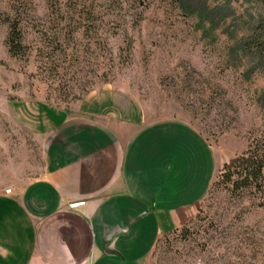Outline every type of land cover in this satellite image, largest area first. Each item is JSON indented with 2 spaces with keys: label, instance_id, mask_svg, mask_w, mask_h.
<instances>
[{
  "label": "rangeland",
  "instance_id": "rangeland-1",
  "mask_svg": "<svg viewBox=\"0 0 264 264\" xmlns=\"http://www.w3.org/2000/svg\"><path fill=\"white\" fill-rule=\"evenodd\" d=\"M71 1L54 13L50 0H0V13L20 19L25 48L11 56L0 23V169L38 179V112L80 115L92 97L145 122L186 123L211 147L216 172L194 219L158 240L150 264H264V199L212 188L264 133V6L80 0L91 8L74 12Z\"/></svg>",
  "mask_w": 264,
  "mask_h": 264
},
{
  "label": "crops",
  "instance_id": "crops-1",
  "mask_svg": "<svg viewBox=\"0 0 264 264\" xmlns=\"http://www.w3.org/2000/svg\"><path fill=\"white\" fill-rule=\"evenodd\" d=\"M80 109L38 112V179L0 169V264H150L158 240L196 216L216 172L196 130L110 99Z\"/></svg>",
  "mask_w": 264,
  "mask_h": 264
},
{
  "label": "trees",
  "instance_id": "trees-1",
  "mask_svg": "<svg viewBox=\"0 0 264 264\" xmlns=\"http://www.w3.org/2000/svg\"><path fill=\"white\" fill-rule=\"evenodd\" d=\"M177 1L179 0H171L173 3ZM256 1L264 6V0ZM71 2L74 3L72 5L74 12L80 8H91L80 0ZM50 7L54 13H59L61 3H59V0H50ZM87 12L91 13L90 10ZM0 23L6 24L9 29L6 41L9 54L14 57L24 55L25 48L23 46L20 19H12L0 13ZM244 45L247 51H252V47L255 46H250L249 43ZM258 55L264 61V48L258 50ZM227 185L230 187L228 191L232 194L238 193L240 195L243 192H248L260 195L264 199V133L260 138L250 142L247 149L241 155L233 158L223 166L212 188L217 189L220 186L227 187ZM260 205L264 206V202ZM185 227L186 225L179 230L185 231ZM177 231L175 230L174 232Z\"/></svg>",
  "mask_w": 264,
  "mask_h": 264
},
{
  "label": "built area",
  "instance_id": "built-area-1",
  "mask_svg": "<svg viewBox=\"0 0 264 264\" xmlns=\"http://www.w3.org/2000/svg\"><path fill=\"white\" fill-rule=\"evenodd\" d=\"M10 192H11L10 189L5 190V194H10ZM81 205H82V204H73V205H71L70 207H71V208H78V207H80Z\"/></svg>",
  "mask_w": 264,
  "mask_h": 264
}]
</instances>
